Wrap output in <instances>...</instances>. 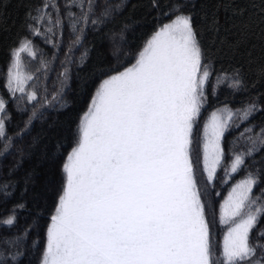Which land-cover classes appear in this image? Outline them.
I'll list each match as a JSON object with an SVG mask.
<instances>
[{"label":"rangeland","instance_id":"obj_1","mask_svg":"<svg viewBox=\"0 0 264 264\" xmlns=\"http://www.w3.org/2000/svg\"><path fill=\"white\" fill-rule=\"evenodd\" d=\"M27 49L19 46L8 67L15 89L27 77ZM62 54L52 64L61 70L59 84L50 80L42 109L69 83ZM210 69L189 19L178 15L162 22L132 65L100 80L68 157L41 264H237L250 257L256 212L246 205L254 180L235 182L216 200L218 221L210 219L207 189L224 161L229 124L255 108L220 101L206 110L210 96L240 89L235 74ZM3 108L0 99V114ZM239 165L235 158L227 173Z\"/></svg>","mask_w":264,"mask_h":264},{"label":"trees","instance_id":"obj_2","mask_svg":"<svg viewBox=\"0 0 264 264\" xmlns=\"http://www.w3.org/2000/svg\"><path fill=\"white\" fill-rule=\"evenodd\" d=\"M178 15L189 19L213 75L235 74L240 83L239 92L210 96L206 110L220 101L255 108L229 124L224 161L206 189L210 219L218 221L216 200L235 182L254 180L246 205L256 212L252 253L237 264L264 262V0H0V152L20 143L0 157V264H41L47 228L66 189L68 157L98 83L132 65L162 22ZM24 43L27 77L15 89L8 67ZM57 53L68 56L70 80L42 109L50 80L60 81V68H52ZM235 158L237 171L227 173Z\"/></svg>","mask_w":264,"mask_h":264}]
</instances>
